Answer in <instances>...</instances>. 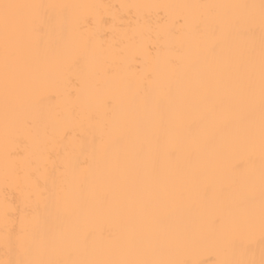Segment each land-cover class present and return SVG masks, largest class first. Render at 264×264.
Returning a JSON list of instances; mask_svg holds the SVG:
<instances>
[{
  "label": "snow or ice",
  "instance_id": "1",
  "mask_svg": "<svg viewBox=\"0 0 264 264\" xmlns=\"http://www.w3.org/2000/svg\"><path fill=\"white\" fill-rule=\"evenodd\" d=\"M0 264H264V0H0Z\"/></svg>",
  "mask_w": 264,
  "mask_h": 264
},
{
  "label": "bare ground",
  "instance_id": "2",
  "mask_svg": "<svg viewBox=\"0 0 264 264\" xmlns=\"http://www.w3.org/2000/svg\"><path fill=\"white\" fill-rule=\"evenodd\" d=\"M49 2H72V3H103V4H120V3H185V2H202V0H49ZM208 2V0H204ZM219 2H229V0H219Z\"/></svg>",
  "mask_w": 264,
  "mask_h": 264
}]
</instances>
